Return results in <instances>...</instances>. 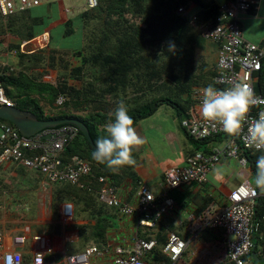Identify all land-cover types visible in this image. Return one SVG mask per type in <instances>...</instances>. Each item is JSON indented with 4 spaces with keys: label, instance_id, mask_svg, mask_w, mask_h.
<instances>
[{
    "label": "built area",
    "instance_id": "obj_1",
    "mask_svg": "<svg viewBox=\"0 0 264 264\" xmlns=\"http://www.w3.org/2000/svg\"><path fill=\"white\" fill-rule=\"evenodd\" d=\"M45 1L49 0H0V14L8 18L17 12L39 7ZM251 4L252 0H232L221 4L222 14L215 25L212 24V20H198L197 14L189 12L185 7L178 9L179 13L188 16L200 37L218 46L216 74L213 77L214 88L225 90L235 84L244 83L253 93L255 102L250 105L245 120L241 122L239 133L229 135L218 121L204 119L195 111L194 105L201 107L206 87H194L191 91L194 105L189 115L181 120V125L195 140L221 137L222 142L212 145L208 152L195 153L183 167L168 168L164 173L165 192L161 196L154 194L150 187L141 181L135 200L127 201L119 195L118 187L112 179L100 176L98 198L101 203L113 207L121 215H135L140 226L153 228L176 206L174 199L169 196V191L190 182L206 183L210 172L223 157L235 159L240 165L247 166L249 162L244 151L251 153L264 151H256L247 143L249 125L264 112V95L255 90L258 72L262 69L264 62V48L259 43L246 38L239 23V16L247 14L253 6ZM96 6H98V0H86V8ZM69 11L66 9V12ZM30 42L37 47H45L50 42V32L44 31ZM28 43V41L22 42L21 48ZM18 55L17 48L5 51L0 47V66L8 67L11 71L17 69L9 58L18 57ZM65 101L66 97L60 95L55 104L61 106ZM0 105L15 106L1 82ZM0 129V165H21L40 173L50 183H69L85 187L83 178L91 175L92 163L79 155H74L69 161H65L62 155L66 144L77 132L75 127L65 126L62 130H56L58 136L47 140L39 135L26 137L14 124L7 121H0ZM60 131L64 133L61 134ZM259 195L258 189L249 180L242 181L227 195L224 206L216 208L211 203L199 215L190 217L186 228L188 238L182 237L179 233H170L168 241L161 246V252L173 264H183L182 257L188 246L197 241L202 231L210 228L221 233V241L210 247L198 248L195 251L197 257L193 264L205 263L217 248L222 249L223 253L222 257L219 256L213 264H253L252 253L255 246V234L258 231L254 215L256 199ZM73 209L71 203L66 204L68 216L73 213ZM262 219L264 220V216ZM41 238L42 235L37 236V239ZM26 239L25 235H17L14 237V243L22 245ZM157 246L158 241L155 237L138 236L131 250L117 245L109 264H154L149 260V255ZM4 247V236L0 232V250H3L0 255L2 264H23L24 258L21 251L4 250ZM107 252L90 247L83 253L68 255L66 260L68 264H94V256L103 258ZM44 263L45 254L42 251H36L29 264Z\"/></svg>",
    "mask_w": 264,
    "mask_h": 264
},
{
    "label": "rangeland",
    "instance_id": "obj_2",
    "mask_svg": "<svg viewBox=\"0 0 264 264\" xmlns=\"http://www.w3.org/2000/svg\"><path fill=\"white\" fill-rule=\"evenodd\" d=\"M137 1L120 0V10L116 9L112 0L106 1L108 4L106 3L104 8L91 11V17L86 18L84 22L78 16L88 10L86 0H49L31 11L33 16H44L46 22L52 23L58 19L61 6L63 21L68 18L76 19V32L70 36H64L67 30L64 23L52 28L51 47L58 49L63 64L74 66L80 63V58L73 55L72 49L84 46L88 58L85 82H97V84L92 93L89 89V92H86L85 96L91 102H85V96L83 100H77L76 111L82 116H86L91 111L102 112L101 110L107 108L114 112L121 101L127 107L137 108L158 97L172 96L176 90L189 94L194 87H208L213 83L216 70L213 43L200 37L197 32L189 35L170 33L176 23L171 11L169 12L171 15L166 11L168 7L165 4L166 0H143L141 4ZM223 1L213 0L212 3ZM66 9L70 11L66 12ZM4 19L7 21L8 18ZM27 22L28 20L22 24L16 21L11 29L8 22L4 24L9 30L8 34L13 37L21 34L23 30L28 31ZM164 29L168 31H163ZM169 41L177 46L175 54L167 51ZM179 53H183L185 58ZM14 58L11 56L9 59L17 68L26 69V65L20 63L18 57ZM183 59V62L186 61L184 64ZM53 72L63 73V67L59 66ZM62 75L68 78L69 83L80 86L81 83L73 80L68 71ZM40 99L48 115L68 112L72 106L75 107V104H71L58 108L49 94L42 95ZM74 110L71 108L70 111ZM3 167H0V217L4 214L9 216V212L12 211L20 215L32 213L37 208L44 210L45 214H50L52 196L56 194L54 188L64 187L66 184L50 183L40 173L22 168L20 165L9 164L5 169ZM70 190L76 195L74 203L67 195L60 197L61 201L57 209L58 220L61 219L64 205L68 203L74 204L76 221L93 217L113 220L114 217L110 215L111 206L96 201L90 207L83 198L85 191L77 186H71ZM25 205L28 206L26 209L30 208L29 211L25 210ZM64 222L67 232L66 241L74 255L85 252L90 244H99L93 236L95 229H88L85 239L81 235L79 237L76 235L75 227L78 226L70 225L72 220L65 218ZM59 228L63 229V226L60 224ZM261 231L264 233V228ZM208 234L212 237V232ZM199 237L197 242H201L205 247L211 245L202 234ZM213 238L216 239V236L214 235ZM259 245L261 246L257 243V250ZM182 259L187 261L186 256ZM149 260L154 264H173L162 252L153 251L149 255ZM258 262L264 264V258ZM98 264H109V262L106 258H102L98 260Z\"/></svg>",
    "mask_w": 264,
    "mask_h": 264
},
{
    "label": "crops",
    "instance_id": "obj_3",
    "mask_svg": "<svg viewBox=\"0 0 264 264\" xmlns=\"http://www.w3.org/2000/svg\"><path fill=\"white\" fill-rule=\"evenodd\" d=\"M204 1L212 3L213 0ZM227 1L232 0H224L218 4H224ZM251 5L253 6H251L247 14H241L239 16V23L244 36L251 41L259 43L264 48V0H252ZM187 9L189 12L197 13L200 7L191 3ZM62 12V7L60 6V15L58 19L53 21L54 26L64 23V15ZM0 20V47L3 50L10 49V46L13 44L17 45L26 41L27 38L24 35H14L12 37L8 34L9 30H7L4 24L7 21L1 14ZM213 49L215 50L214 56L216 64L218 46L215 43H213ZM178 100L185 106L188 116L194 105L192 102L190 103L189 95L187 93H179ZM194 109L198 114L202 115L201 107L194 105ZM185 115L183 116L184 118ZM181 120L182 117L178 115L174 107L163 104L154 114L140 120L134 127L142 143L134 146L138 158L133 172L126 174L120 179L118 193L124 200H135L138 189L135 178L145 182L154 194L161 196L165 192L164 173L168 168L183 167L186 165L187 160L195 153L208 152L212 145L222 142V138L217 137L208 140L205 145L195 143L188 135L186 129L181 125ZM2 166L5 169L9 164L0 165V167ZM217 169L219 171H216ZM254 179L255 173L250 165L242 166L235 159L223 157L220 163L210 172L206 183L198 184L197 182H190L178 189L169 191V196L174 199L176 206L154 228L150 229L140 226L137 216L121 215L112 208L110 215L114 218L113 220L106 218L107 223L104 224L106 226L104 236L100 238L94 237L99 244H90L86 249L96 247L99 251H108L103 258H106L109 262L114 256V249L117 245L131 250L138 236L150 238L161 232L166 234L175 232L181 236L183 235V237H188L186 228L192 215H199L211 203L216 208L224 206L226 197L233 188L244 180H249L255 186ZM60 197L52 196L50 214H45L44 210L37 208L32 213L27 212L26 214L20 215L12 211L9 212V216L5 214L1 216L0 232L4 236V250L15 249L21 251L24 258L23 264H29L36 251H42L45 254L46 264H68L66 257L68 255H74V252L69 249L66 241L65 218L73 221L70 225L78 226L75 227L77 232H75L76 230L74 231L78 237L80 236L78 228L94 230L98 226L95 217L76 221L74 218V209L73 213L68 216L66 204L62 209L61 219L58 220L59 211L57 209L59 201H61ZM70 201L73 202L72 200ZM73 203H71L72 207L75 208ZM26 206H24L25 210L29 211L30 208L26 209L28 208ZM115 220L117 221L114 222ZM60 224L63 226V229L59 228ZM203 232H201L202 235ZM261 234L264 236L263 232ZM17 235L27 236L24 244L17 245L14 243V237ZM39 235H42L41 239H37ZM216 237V239L212 238V240L208 241L211 242L210 246L214 243H220L221 236ZM257 243L260 244V242ZM202 247L205 246L201 242L196 241L190 244L184 253L187 261L182 259L183 264H193L197 257L195 251ZM260 249L263 248L259 245V253ZM2 252L3 250H0V255ZM222 253V249L217 248L211 258H207V261L203 264L215 263L219 256L220 258L222 257ZM52 255L59 260L48 261L47 258ZM255 257L256 255H253V259L256 260ZM260 257L264 258V254L261 253ZM100 259L102 258L94 256L93 263L98 264V260ZM0 264H2L1 261Z\"/></svg>",
    "mask_w": 264,
    "mask_h": 264
},
{
    "label": "trees",
    "instance_id": "obj_4",
    "mask_svg": "<svg viewBox=\"0 0 264 264\" xmlns=\"http://www.w3.org/2000/svg\"><path fill=\"white\" fill-rule=\"evenodd\" d=\"M106 1L108 2L109 0H98V6L94 8H87L88 10L81 12V14L78 16L79 19L84 22L86 18L91 17L90 16L91 11L104 8L107 3ZM112 1H113L112 3H115L114 5L116 9H119L121 7L120 0H112ZM142 1L143 0H138L137 2L138 4H141ZM191 3H194L198 7H200V10L196 13L198 20L200 21L212 20L213 25L217 24L218 22L217 20L222 14L221 4L209 3V2H205L204 0H166L165 4L168 5L166 11L168 13L171 11V14L173 15L176 23V25L173 28H171L172 29L171 32L169 31L170 33L172 34L185 33L186 35H189L194 32H197L195 27L191 25L188 16L187 15L185 16L178 12V9L180 7L188 8V6ZM31 11L32 9L17 12L13 15H10L7 19V22L9 23V29H11L14 26V23H16V21L18 23L23 24L26 20H28L27 22L28 25H26L28 31L25 32L23 30L22 33L19 35H24L27 38L26 41H28L29 43L23 48H21V43L17 45L13 44L10 46L11 48L19 49L18 58L20 60V63H22L24 66L26 65V69H24L23 67L11 71L8 67L0 66V82L2 86L5 88L7 95L14 101L15 106L21 108L22 110H28L33 112L34 114L37 115L39 119L49 120V119L77 118L84 121L89 127L94 143L96 144V141L98 139L106 135L105 126L114 119L112 115L114 112L113 111L111 112L112 109L109 110V108H107L106 110H101L102 112L96 110V111H91L86 116H82L76 111L77 100L78 101L80 99L83 100L84 96L86 95V92H89V90L90 92L91 91L93 92V90L96 89V84H97V82L96 83L90 81H89L90 83L87 81L85 82L86 80L85 67L86 64L88 63V58L84 52V46L79 49H72L73 55L80 58V63L78 65L67 66L66 64H63L62 57L59 55L58 49L55 47L53 48L51 47V45L53 44L52 28L57 25L54 26L53 22L52 23L46 22L44 16H33ZM171 14L169 13V15ZM75 20L74 18H68L67 20H64V24L67 28V30L64 33V36H70L76 32ZM165 30L168 31V29H164L163 31ZM44 31L50 32V42L47 46L37 47L35 44L30 42L35 36H37L38 34ZM179 55L182 58H185V55L183 53H179ZM183 61L184 59L182 60V62ZM184 63H186V61L183 62V64ZM59 66L63 67V73L57 72V74H55L53 70H56ZM64 71L65 72L68 71L69 76H72L73 80L80 82L81 83L80 86H78V84H71L69 83L67 77H62L63 76L62 74H65ZM215 74H216V70H215ZM255 90L256 92L264 95V62L262 69L258 72V79L255 83ZM178 92L181 94L185 93L182 92V90L179 91L176 90L173 92L172 96L158 97L156 99L144 103L143 105L137 108L128 106L129 115L133 118V126L135 127L140 120L154 114L158 110V108L163 104H168L174 107L178 115L182 117V119L184 118L183 116L185 114L186 117L188 113L186 111L185 106L181 103V101L178 100L179 98ZM177 93L178 95H176ZM45 94H49L53 102L54 101L56 102L58 96L60 95L65 96L66 101L64 102V104L56 107L62 108L66 105L71 106V104L72 105L75 104L74 105L75 107L73 106L71 107L73 108V110L74 109L75 110L72 112L70 111L71 110L70 108L68 112L66 111V112L58 113L56 115H48L45 109L43 108L40 99L41 96ZM188 95L190 98V103L193 102L191 98V92ZM84 101L91 102V100L88 101L86 96ZM0 121H7L10 124H13L12 122L1 118ZM190 138L195 143H199L201 145H205L208 142V139L195 140L192 137ZM94 148L95 147H93L89 143L85 135L81 131L77 130L74 137L66 144L62 154L65 161H69L74 155H79L82 158H85L92 163L91 175H88L85 178H83V183L85 187L77 186L83 191H85L84 197L83 196L82 197L84 198V200L88 202V204H90V207L93 206L94 202L96 201L100 202L98 198L99 177L100 176L109 177L110 179L113 180L114 184L119 188L120 179L123 178L126 174L133 172V169L137 163V158H138L137 151L135 147H133L131 155L134 160V163L125 164L119 167L118 170L113 171L108 167H106V165L100 164L92 159L91 153L92 151H94ZM259 153L262 152L251 153L250 151L247 152L244 151L245 156L248 158L249 165L251 166L255 175L257 171L256 160L259 157ZM23 167L24 166H22V168ZM135 179H136V183L139 185L141 180H139L138 178ZM64 184H66L64 187L56 186L54 188V192L56 193L55 196L60 197L62 195H67L74 202V198L76 197V195L70 189L71 186L75 187L76 185H72L69 183H64ZM258 191L260 195L256 199L255 215H254V222L258 224V231L255 234V246L253 252L254 254H256L255 257L256 260L253 259V264H260V262H258L257 259L261 261L262 258L260 257V254L261 253L264 254V247H263L264 236L261 235L262 233L261 230L264 228V220L262 219V217L264 216V192H262L260 189H258ZM96 220H97L96 224L98 227L94 230L93 236L100 238L103 237L105 234L106 226L104 224L107 223L106 222L107 220L102 219L100 217H97ZM86 231H88V229H82L81 227L79 228L80 235L83 236L85 239H87ZM205 231H208L209 233L212 232V237L208 234V232ZM169 235L170 233L166 234L161 232L156 234V236H154L158 241V246L154 249L155 253L157 252L161 253L160 246H162L168 241ZM203 235L204 237L206 236L205 239L209 241L212 240L214 235L218 237L221 236V233L218 230L207 228L204 230ZM184 238H188V237H184ZM257 242H260L261 247H263V249H260V253L259 250H257ZM47 260L51 262V261H58L59 259L57 257H53L52 255L49 256ZM44 264H46V262Z\"/></svg>",
    "mask_w": 264,
    "mask_h": 264
},
{
    "label": "clouds",
    "instance_id": "obj_5",
    "mask_svg": "<svg viewBox=\"0 0 264 264\" xmlns=\"http://www.w3.org/2000/svg\"><path fill=\"white\" fill-rule=\"evenodd\" d=\"M176 50V44L169 41L167 51L175 54ZM254 102L253 93L247 84L238 83L225 90H217L209 85L203 92L201 114L204 119L218 121L227 134L234 135L239 133L241 122L245 120L246 113ZM112 115L114 119L105 126L106 135L96 141L91 157L116 171L125 164L134 163L132 149L141 144L142 140L135 131L133 118L123 101L117 105ZM247 143L256 151L264 150V112L249 125ZM256 169L255 186L264 192V151L256 160Z\"/></svg>",
    "mask_w": 264,
    "mask_h": 264
},
{
    "label": "water",
    "instance_id": "obj_6",
    "mask_svg": "<svg viewBox=\"0 0 264 264\" xmlns=\"http://www.w3.org/2000/svg\"><path fill=\"white\" fill-rule=\"evenodd\" d=\"M0 118L12 122L26 137L39 135L42 139H54L58 136L56 130H62L65 126L75 127L95 147L94 140L87 124L77 118L63 119H39L36 114L28 110H22L17 106L0 105ZM63 134L64 132H61ZM255 256V254H253Z\"/></svg>",
    "mask_w": 264,
    "mask_h": 264
}]
</instances>
